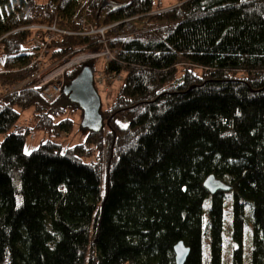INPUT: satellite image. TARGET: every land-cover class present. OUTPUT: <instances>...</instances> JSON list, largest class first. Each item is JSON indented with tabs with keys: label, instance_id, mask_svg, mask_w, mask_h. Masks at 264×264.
Returning <instances> with one entry per match:
<instances>
[{
	"label": "trees",
	"instance_id": "1",
	"mask_svg": "<svg viewBox=\"0 0 264 264\" xmlns=\"http://www.w3.org/2000/svg\"><path fill=\"white\" fill-rule=\"evenodd\" d=\"M155 1L102 9V0H0V134L18 121L16 105L36 107L37 126L50 131L71 125H55L54 116L80 108L64 94L48 103L28 88L3 92L35 69L25 28L56 21L74 33L50 44L55 62L103 48L99 35L79 34L75 16L85 15L109 28L118 51L106 73L126 72L101 109L103 130L88 133L91 146L49 141L25 154L31 129L0 143V264H176L180 242L190 249L185 264H204L206 234L210 264H243L246 208L251 264H264V0H177L163 12ZM85 66L93 70V62L81 65L65 84ZM239 70L248 76L231 75ZM92 145L99 160L85 163ZM211 175L233 192L210 197L203 184Z\"/></svg>",
	"mask_w": 264,
	"mask_h": 264
},
{
	"label": "rangeland",
	"instance_id": "2",
	"mask_svg": "<svg viewBox=\"0 0 264 264\" xmlns=\"http://www.w3.org/2000/svg\"><path fill=\"white\" fill-rule=\"evenodd\" d=\"M39 2L43 3L47 0H38ZM84 1V0H83ZM120 0H108V3H116L119 2ZM80 2V0H78ZM82 2V1H81ZM103 2V0H102ZM177 0H156L155 1V7L160 8L158 12H163L170 10L172 8H175L179 6ZM115 27V26H112ZM106 28V27H102ZM101 29V28H100ZM26 30H33V39L34 42L38 41L36 38L37 35V29H26ZM100 34L99 37L100 39L107 38L106 32L103 31H98ZM42 42H46L44 39H40ZM85 49V48H83ZM103 49V48H102ZM101 49V50H102ZM111 50V48H109ZM49 47L46 48L44 54H43V62L47 66H51L53 64H57L61 60L71 57V59L75 56L74 52L69 53L68 55H65L64 57L57 59L55 62H51L49 60ZM32 51V50H31ZM35 53V52H34ZM82 53H88V52H82ZM35 55H37L35 53ZM93 62V70H94V77L96 79L95 85L96 88L102 98V112L105 115L106 111L108 108L111 106V104L115 101L117 97V93L119 92L120 88L122 87L124 83V79L126 76V72L122 71L121 77L119 79L113 80V81H108L106 80L103 84V77H106V66L107 63L109 62L108 58L106 55L101 56L96 58ZM83 65V64H82ZM85 65V64H84ZM4 64L1 60V54H0V69L3 68ZM79 67V66H78ZM77 68V67H76ZM75 69V68H74ZM181 70V69H179ZM181 74V72L179 73ZM231 75L236 78H244L248 76V73L243 70H239L236 72H231ZM30 76L27 77L23 82L20 84L27 82ZM65 83V82H64ZM66 85V84H65ZM32 86V83H27L25 88L30 89ZM17 87V86H16ZM16 87H10V88H4L3 92L5 94H10L13 93ZM24 89V88H23ZM17 91V90H16ZM15 92V91H14ZM16 111L19 113V119L16 122V124L11 127L8 131L5 133L0 134V143L4 140V138L14 132H25L27 129H31L32 131L26 135V140L24 144V153L25 154H30L36 149H38L43 143L45 142H54L58 145H60L63 149L69 148V147H74L77 145H88V133L89 130L84 129L82 127V120H83V115H82V110L81 108H75L68 110L64 114H59L57 116H54L53 122L55 125H58L62 120L64 119H69L71 121L70 127H62L61 129H58V127H55L53 131L46 130L43 128L38 127V120L39 118L36 116L37 111L36 107H28V108H22L19 105L15 106ZM103 116V115H102ZM119 123L123 127H127L128 122L126 120H121ZM92 149L94 150L92 154L88 156H82V159L85 163H89L91 161L98 162V149L96 146L92 145ZM227 183V182H226ZM105 191V176L103 177V182H102V193ZM233 192V191H231ZM244 219H245V224H246V229H245V237H244V261L243 264H251V259H252V250H253V239H252V230H251V224H252V219L251 215L249 212V209L246 208L245 214H244ZM209 220V214L208 211H204V229L206 230L207 223ZM232 231V225L225 220L224 221V226H223V234L226 235L227 238L230 239V234ZM210 241H211V235L206 234L205 235V247H204V264H210L211 261V246H210ZM235 243V242H234ZM238 244L235 243V246L231 247V251L235 248H237Z\"/></svg>",
	"mask_w": 264,
	"mask_h": 264
},
{
	"label": "built area",
	"instance_id": "3",
	"mask_svg": "<svg viewBox=\"0 0 264 264\" xmlns=\"http://www.w3.org/2000/svg\"><path fill=\"white\" fill-rule=\"evenodd\" d=\"M82 1V2H81ZM87 0H80V2L83 4ZM75 19H77V22L81 26V32L80 35H100L98 31H103L107 33V30L109 28H95L93 24L87 22L86 16H75ZM37 29V35L36 38L38 41L34 42V39L32 41V44L30 45V49L34 51L37 55L34 61L35 69L33 72L29 75V79L27 82H24L20 85H18L14 91L21 90L26 87L27 83H32V86L30 89L37 91L40 93V96L43 100H45L48 103H53L59 100L63 94L64 88H65V77L66 74L73 70L74 68L81 66L82 64H87L92 62L98 57L106 55V57L109 59H115L118 51L110 50L108 42L105 38L101 39L103 44V49L99 51H77L74 53V57L71 59V57H67L57 64H53L51 66H47L43 62V54L50 46V44L57 41V39L60 36L64 35H74V33L65 31L60 29L56 21L52 25L49 26H30L25 29ZM111 28V27H110ZM40 39H44L46 42H42ZM82 52H88V53H82ZM69 56V55H68ZM120 76H111L106 75V77H103L102 84L108 80L113 81L116 79H119ZM95 83L96 79H95ZM13 91V92H14Z\"/></svg>",
	"mask_w": 264,
	"mask_h": 264
},
{
	"label": "water",
	"instance_id": "4",
	"mask_svg": "<svg viewBox=\"0 0 264 264\" xmlns=\"http://www.w3.org/2000/svg\"><path fill=\"white\" fill-rule=\"evenodd\" d=\"M108 0H103L102 9L110 5ZM63 94L68 99L77 104L83 112L82 127L90 132H100L103 130L105 123L101 114L102 98L95 85V77L93 70L85 66L80 74L69 84L65 85ZM204 188L210 197L216 196L218 193H229L233 190L232 186L217 178L215 175L209 176L204 184ZM176 264H185L190 249L183 242L175 246Z\"/></svg>",
	"mask_w": 264,
	"mask_h": 264
}]
</instances>
